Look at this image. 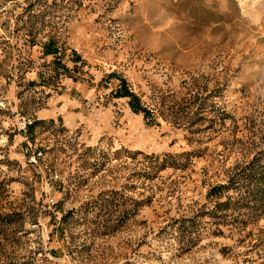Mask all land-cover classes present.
Returning a JSON list of instances; mask_svg holds the SVG:
<instances>
[{
	"label": "rangeland",
	"instance_id": "1",
	"mask_svg": "<svg viewBox=\"0 0 264 264\" xmlns=\"http://www.w3.org/2000/svg\"><path fill=\"white\" fill-rule=\"evenodd\" d=\"M0 264H264V0H0Z\"/></svg>",
	"mask_w": 264,
	"mask_h": 264
},
{
	"label": "built area",
	"instance_id": "2",
	"mask_svg": "<svg viewBox=\"0 0 264 264\" xmlns=\"http://www.w3.org/2000/svg\"><path fill=\"white\" fill-rule=\"evenodd\" d=\"M18 124L21 129L25 131L27 125L31 124V121L24 119L23 117L18 119Z\"/></svg>",
	"mask_w": 264,
	"mask_h": 264
},
{
	"label": "trees",
	"instance_id": "3",
	"mask_svg": "<svg viewBox=\"0 0 264 264\" xmlns=\"http://www.w3.org/2000/svg\"><path fill=\"white\" fill-rule=\"evenodd\" d=\"M121 93L122 94H120L118 96H130L131 95L127 90H123Z\"/></svg>",
	"mask_w": 264,
	"mask_h": 264
}]
</instances>
